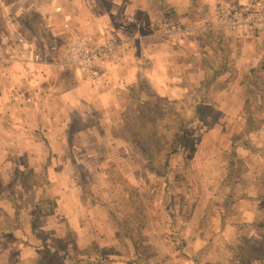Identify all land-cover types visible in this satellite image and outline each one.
<instances>
[{"label":"rangeland","instance_id":"obj_1","mask_svg":"<svg viewBox=\"0 0 264 264\" xmlns=\"http://www.w3.org/2000/svg\"><path fill=\"white\" fill-rule=\"evenodd\" d=\"M21 1L0 0L2 44L8 35L19 39L49 33L40 25L48 29L37 7L43 0H23L32 8L21 14L20 22ZM55 1L58 8L68 0ZM231 60L237 62L233 56ZM197 88L180 103L188 114L203 99L205 88ZM219 90L205 94L202 118L186 128L185 144L170 155L174 172L181 175L176 180L173 174L158 176L139 146L137 152L124 142L110 145V136L101 132L68 133L49 137L51 142L42 133L34 136L36 143L26 136L25 147L0 150V226L14 225L17 233L0 236V264H38L45 248H81L93 240L112 246L108 252L114 256H134L133 245L121 235V221L136 231L142 216L140 252L149 264H237L244 233L248 229L260 235L261 228L252 224L264 219V200L253 199L264 192V128L249 132L245 143L233 144L248 127L247 114L242 109L237 113V100L217 104ZM232 93L244 99L243 89ZM157 130L173 131L164 120L158 121ZM161 144L155 155L158 166L167 149L164 138ZM234 221L238 225H231Z\"/></svg>","mask_w":264,"mask_h":264},{"label":"crops","instance_id":"obj_2","mask_svg":"<svg viewBox=\"0 0 264 264\" xmlns=\"http://www.w3.org/2000/svg\"><path fill=\"white\" fill-rule=\"evenodd\" d=\"M227 1L238 0H68L58 8L55 0L40 1L49 31L44 23L41 30L49 33L8 35L0 43V150L25 147L26 136L36 143L34 136L42 133L49 142L68 133H102L110 136V145L116 140L139 152L136 143L112 134L113 120L129 100L127 87L146 79L157 94L185 99L223 59L232 72L214 100H237L240 113L243 76L255 70L254 80L264 84V21L251 31L219 23L217 7ZM31 8L21 1L20 22ZM172 21L185 28L169 32L164 25ZM68 35L76 37L67 41ZM79 39L114 42L115 56L82 71L65 59L68 44ZM230 56L237 62L229 63ZM216 87L214 82L211 88ZM234 88L243 89L244 99L234 97Z\"/></svg>","mask_w":264,"mask_h":264},{"label":"trees","instance_id":"obj_3","mask_svg":"<svg viewBox=\"0 0 264 264\" xmlns=\"http://www.w3.org/2000/svg\"><path fill=\"white\" fill-rule=\"evenodd\" d=\"M254 71L247 72L241 80L244 84L246 96L242 111L247 114L248 127L245 128V133L239 135L237 141H233L235 145L245 143L249 132L264 128V84L259 85L258 91L253 90L256 77V71ZM231 72L229 65L223 59L218 68L204 75L199 84L194 85L193 88L196 89L198 87V90L202 87L205 88V91L203 99L196 104L191 114H188L186 109L180 105L182 101H187V98L179 100L159 95L146 79H140L127 87L129 100L122 112L113 120V136L136 143L146 154L149 167L158 176L168 179V176L173 174V179L176 180L181 175L174 172L170 155L185 144V138L188 136L186 128L197 119L202 118V109L207 108L203 105L207 98L205 94L209 93L211 85L215 82L217 84L216 88L225 86ZM192 90L189 89L187 93L190 95ZM254 92L256 94H253ZM159 120H164L165 127L172 128L173 131L169 134L160 133L157 130ZM162 138L167 143V149L166 152L164 149L165 158L162 164L158 166L155 163L156 152L163 147L161 144ZM235 148L237 147H232L234 150ZM234 174L235 176L237 175L236 173ZM253 199L264 200V192L255 195ZM143 217L140 220L142 223L139 222L140 224L136 231H134L132 226L121 221L123 225L121 235L133 245L135 249L134 256L125 258L114 256L108 252V250L113 248L112 246L101 245L93 240L81 248L72 247V249H69L67 246L45 248L46 256H42L38 264H66L67 260L73 264H149L145 256L140 252L141 237L144 229ZM231 225L236 226L238 224L234 221L231 222ZM252 225L261 228V234H249V230H246L244 238L238 246L240 253L236 254L237 264H251L253 259H264V219L258 220ZM16 234L14 225L4 223L0 226V236L9 235L15 237Z\"/></svg>","mask_w":264,"mask_h":264},{"label":"built area","instance_id":"obj_4","mask_svg":"<svg viewBox=\"0 0 264 264\" xmlns=\"http://www.w3.org/2000/svg\"><path fill=\"white\" fill-rule=\"evenodd\" d=\"M216 17L219 23L229 25L243 31L256 30L264 21V0H238L236 2H220ZM168 31L181 30L185 27L172 21L164 25ZM115 43L111 41L88 43L83 39L71 41L65 51L67 62L77 65L80 70L88 71L99 59L115 56Z\"/></svg>","mask_w":264,"mask_h":264}]
</instances>
